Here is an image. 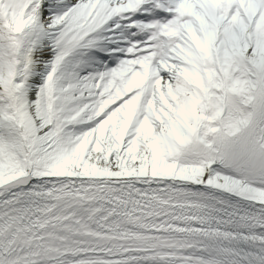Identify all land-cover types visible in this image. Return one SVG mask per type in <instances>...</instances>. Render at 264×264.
<instances>
[{
	"label": "snow or ice",
	"instance_id": "1",
	"mask_svg": "<svg viewBox=\"0 0 264 264\" xmlns=\"http://www.w3.org/2000/svg\"><path fill=\"white\" fill-rule=\"evenodd\" d=\"M0 264H264V0H0Z\"/></svg>",
	"mask_w": 264,
	"mask_h": 264
}]
</instances>
